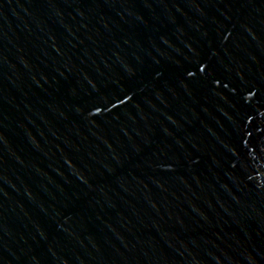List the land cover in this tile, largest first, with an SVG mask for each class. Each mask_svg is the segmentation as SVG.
I'll return each instance as SVG.
<instances>
[{"label": "water", "instance_id": "obj_1", "mask_svg": "<svg viewBox=\"0 0 264 264\" xmlns=\"http://www.w3.org/2000/svg\"><path fill=\"white\" fill-rule=\"evenodd\" d=\"M0 264H264V0H0Z\"/></svg>", "mask_w": 264, "mask_h": 264}]
</instances>
